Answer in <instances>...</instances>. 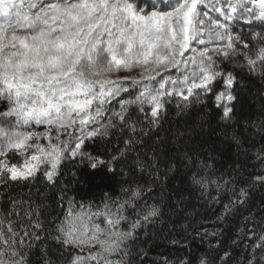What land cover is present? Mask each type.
Instances as JSON below:
<instances>
[{"label":"snow or ice","instance_id":"6c2138e0","mask_svg":"<svg viewBox=\"0 0 264 264\" xmlns=\"http://www.w3.org/2000/svg\"><path fill=\"white\" fill-rule=\"evenodd\" d=\"M233 21L260 27L249 40ZM251 77L264 80V0H0V184L32 182L38 173L56 184L61 165L77 158L115 172L117 158L94 157L87 143L118 126L135 132L131 105L155 126L174 100L186 107L207 98L226 128L243 126L264 139V119L259 126L236 119L239 93ZM232 141L243 149L242 134ZM254 159L261 171L252 180L264 185V148ZM179 163L199 189L215 190L217 202L232 184L212 178L211 165L192 156ZM226 190L232 195L221 220L249 195L243 187ZM151 191L124 181L120 195L105 193L99 203L69 197L48 226L65 264H129V241L161 216L149 203ZM42 227L22 206L0 215V264H31ZM230 256L224 250L180 264H232ZM43 264L59 258L45 254ZM246 264H264V234L252 241Z\"/></svg>","mask_w":264,"mask_h":264},{"label":"trees","instance_id":"16d2710c","mask_svg":"<svg viewBox=\"0 0 264 264\" xmlns=\"http://www.w3.org/2000/svg\"><path fill=\"white\" fill-rule=\"evenodd\" d=\"M231 25L249 40L253 29L260 27L243 21H233ZM137 108V105L128 108L135 132L127 126H118L103 139L87 143V150L94 157L105 161L117 158L112 164L115 172H109L106 165L93 170L77 158L61 165L56 184H49L40 173L32 182L0 184V215L22 206L32 211L34 219L43 225L36 230L40 240L34 242L36 246L29 254L31 264H43L45 254L65 264L57 251L59 246L49 236L48 226L63 215L61 205L69 197L99 203L105 193L120 195L124 181H136L144 188L151 186L149 203L155 202L161 209L159 222L146 226L134 241H129L132 254L125 258L129 264H180L182 259L190 261L208 253L215 256L224 250L231 253L232 264H246L252 241L264 234V185L252 180L261 171L254 159V154L264 148L261 134L243 126H238L235 132L226 128L219 110L207 98L204 103L186 107L183 104L177 107L174 100L165 105L155 126ZM262 111L264 80L246 78L239 93L236 119L242 124L251 120L259 126L264 119L260 116ZM237 133L242 134L243 149L232 141ZM130 138L136 143L126 146L125 141ZM186 155L210 164L212 178H231L232 184L220 190L219 202L213 188L204 191L193 184L190 168L179 163ZM138 164L143 167H137ZM228 187H234L235 191L243 187L249 195L243 205H237L233 213L221 220L223 205L229 203L227 197L232 195L226 190ZM214 231L217 236L209 235ZM217 241L219 248L210 247Z\"/></svg>","mask_w":264,"mask_h":264},{"label":"rangeland","instance_id":"374dc122","mask_svg":"<svg viewBox=\"0 0 264 264\" xmlns=\"http://www.w3.org/2000/svg\"><path fill=\"white\" fill-rule=\"evenodd\" d=\"M232 22H230V24H231Z\"/></svg>","mask_w":264,"mask_h":264}]
</instances>
